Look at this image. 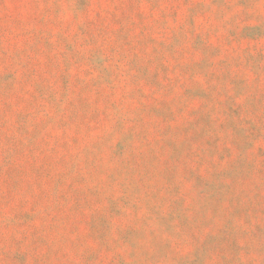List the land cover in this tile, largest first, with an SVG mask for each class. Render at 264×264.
Instances as JSON below:
<instances>
[{"label":"rangeland","instance_id":"1","mask_svg":"<svg viewBox=\"0 0 264 264\" xmlns=\"http://www.w3.org/2000/svg\"><path fill=\"white\" fill-rule=\"evenodd\" d=\"M0 264H264V0H0Z\"/></svg>","mask_w":264,"mask_h":264}]
</instances>
